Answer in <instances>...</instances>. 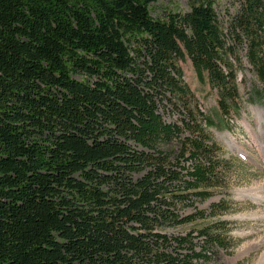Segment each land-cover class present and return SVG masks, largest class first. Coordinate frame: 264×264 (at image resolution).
Wrapping results in <instances>:
<instances>
[{
    "label": "trees",
    "instance_id": "obj_1",
    "mask_svg": "<svg viewBox=\"0 0 264 264\" xmlns=\"http://www.w3.org/2000/svg\"><path fill=\"white\" fill-rule=\"evenodd\" d=\"M233 1L223 21L217 0L162 17L158 0H0V264L210 263L221 234L197 230L198 252L167 230L220 183L211 128L241 115L243 53L264 102V0Z\"/></svg>",
    "mask_w": 264,
    "mask_h": 264
},
{
    "label": "rangeland",
    "instance_id": "obj_2",
    "mask_svg": "<svg viewBox=\"0 0 264 264\" xmlns=\"http://www.w3.org/2000/svg\"><path fill=\"white\" fill-rule=\"evenodd\" d=\"M217 3L218 14H220L221 20L225 21L228 13L235 11V3L233 0H217ZM153 7L155 8L154 16L162 17L166 12H186L189 9V0H158ZM242 56V66L237 70L238 108L241 115L239 117L232 114L227 117L224 116L225 125L220 127L217 130L218 132L215 131L217 128H211L214 133H212L210 142L213 143L217 138L220 143L217 151V155L220 156L218 167L220 183L216 188L210 190V198L206 201L195 200L192 205L183 207L181 214L184 218H192V222L178 231L167 230L168 234L182 236L192 233L198 252H201L204 248L205 238L198 237L197 230L207 226L214 232L221 234L223 242L220 248L217 250L213 247L214 250L208 251L209 264H233L231 260L239 255V252L234 251L237 242L229 235L231 222L226 218V214L233 210L234 204L230 199L224 198V193L234 184L250 183L259 177H264V159L259 152L254 136L248 129V126H253L256 132L259 133L258 111L260 109L264 110V102L253 100L252 96L253 91L261 89L263 85L254 75L252 66L245 58L244 53ZM181 65L185 73V81L194 93L196 102L205 110L206 116L219 123L216 119L219 109L218 92L211 88L207 75L205 74V82L201 83L189 60ZM232 139L236 140V143L241 146V150L245 151L246 156L228 146L227 142H231ZM251 223L252 227L249 228L247 236L248 243L264 236V232L261 231V227H264V221L252 219ZM263 252L264 247L259 251H252L250 254L238 259L234 264H257Z\"/></svg>",
    "mask_w": 264,
    "mask_h": 264
},
{
    "label": "clouds",
    "instance_id": "obj_3",
    "mask_svg": "<svg viewBox=\"0 0 264 264\" xmlns=\"http://www.w3.org/2000/svg\"><path fill=\"white\" fill-rule=\"evenodd\" d=\"M224 198L230 199L234 204L226 218L231 222L229 235L237 242L234 251L240 252L248 246L247 236L249 228L252 227V218L255 216L264 221V177L250 183L230 186L224 193ZM261 231L264 232V227H261Z\"/></svg>",
    "mask_w": 264,
    "mask_h": 264
},
{
    "label": "bare ground",
    "instance_id": "obj_4",
    "mask_svg": "<svg viewBox=\"0 0 264 264\" xmlns=\"http://www.w3.org/2000/svg\"><path fill=\"white\" fill-rule=\"evenodd\" d=\"M258 116H259V121H258L259 133L256 132V130L253 128V126H248V125L247 126L249 129V132L254 136V140L257 143L259 152L264 159V110L263 109H260L258 111ZM227 144L229 147L234 148L237 152L246 156L245 151H243V149L241 150V146L238 143H236V140L232 139L231 142L229 141V142H227ZM252 219L258 220L255 216ZM260 221H262V220H260ZM262 247H264V239H261V237L257 238L253 242H249L248 246L246 248H244L242 251H240L239 255L236 258H234L233 260H231V262L234 264L237 262L238 259L244 257L245 255L250 254V252H252V251H259L262 249ZM257 264H264V252L261 255Z\"/></svg>",
    "mask_w": 264,
    "mask_h": 264
}]
</instances>
